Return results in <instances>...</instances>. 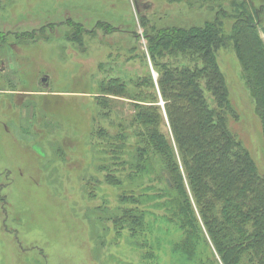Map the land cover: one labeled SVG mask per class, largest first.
I'll return each instance as SVG.
<instances>
[{
  "label": "rangeland",
  "instance_id": "374dc122",
  "mask_svg": "<svg viewBox=\"0 0 264 264\" xmlns=\"http://www.w3.org/2000/svg\"><path fill=\"white\" fill-rule=\"evenodd\" d=\"M232 1L0 0V264H198L174 247L173 224L141 216L156 214L141 199L159 189L147 180L144 191L139 170L153 179L160 165L149 153L138 169V140L118 127L132 114L127 100L101 117L98 76L144 75L145 33L216 22L229 44L216 53L228 129L264 177L261 122L229 42ZM255 24L264 30V13Z\"/></svg>",
  "mask_w": 264,
  "mask_h": 264
},
{
  "label": "trees",
  "instance_id": "16d2710c",
  "mask_svg": "<svg viewBox=\"0 0 264 264\" xmlns=\"http://www.w3.org/2000/svg\"><path fill=\"white\" fill-rule=\"evenodd\" d=\"M229 5L237 13L229 42L264 134V38L259 37L264 30L255 24L264 13V0ZM219 12L229 17L222 9ZM143 37L144 75L125 80L102 74L96 97L106 120L113 111L118 113L115 105L121 100L132 105V114L118 127L130 130L138 140V169H146L149 153L159 162L160 171L153 179L139 170L142 184L154 180L159 189L153 198L146 193L141 199L154 201L156 214L143 210L141 216L153 217L158 225L173 224L181 233L174 247L198 258V264H264V177L228 129L227 116L234 114L216 53L229 44L219 25L163 28ZM180 59L188 62L179 66ZM131 60L129 54L123 63ZM206 95L214 105H209ZM87 131L90 145L93 134ZM102 133L99 129L94 134L103 138ZM143 190L150 188L143 184ZM0 202L5 203L3 197Z\"/></svg>",
  "mask_w": 264,
  "mask_h": 264
},
{
  "label": "water",
  "instance_id": "95a60500",
  "mask_svg": "<svg viewBox=\"0 0 264 264\" xmlns=\"http://www.w3.org/2000/svg\"><path fill=\"white\" fill-rule=\"evenodd\" d=\"M153 78L155 79L156 78V74L153 73ZM162 105V103H160Z\"/></svg>",
  "mask_w": 264,
  "mask_h": 264
}]
</instances>
